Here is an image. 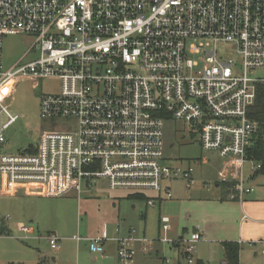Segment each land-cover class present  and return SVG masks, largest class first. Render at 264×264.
<instances>
[{
    "label": "built area",
    "instance_id": "built-area-1",
    "mask_svg": "<svg viewBox=\"0 0 264 264\" xmlns=\"http://www.w3.org/2000/svg\"><path fill=\"white\" fill-rule=\"evenodd\" d=\"M8 34L30 42L5 68ZM218 42L233 45L240 68L230 56H217ZM256 70H264V0H0V116L7 117L0 145L16 119L3 104L5 92L21 77L57 79L58 92L41 97L40 114L77 122L74 132L42 131L33 152L0 146V198L5 182L40 183L46 196L60 197L92 189L98 180L110 190L170 197L164 181L183 177L192 184L190 167L163 163V117L170 116L198 130L202 149L218 153V181L231 184L229 199H241L252 190L244 165L253 173L262 168L247 156L258 133L264 135L247 115L264 82ZM9 218L0 208V239ZM160 228V241L172 242L168 217H160ZM17 229L32 232L23 223ZM47 239L58 248L55 234ZM105 239L88 238L90 251L102 253ZM199 239L193 232L185 240L187 264H195ZM139 240L147 251L145 238H116L117 264H133Z\"/></svg>",
    "mask_w": 264,
    "mask_h": 264
},
{
    "label": "rangeland",
    "instance_id": "rangeland-1",
    "mask_svg": "<svg viewBox=\"0 0 264 264\" xmlns=\"http://www.w3.org/2000/svg\"><path fill=\"white\" fill-rule=\"evenodd\" d=\"M29 37L17 34H8L2 41V59L5 68L14 64V62L24 54L28 45ZM217 56L225 59L230 56L232 64L240 68L241 58L233 52V45L228 42H218L215 45ZM30 59L28 55L24 61ZM254 76L264 77V70H256ZM59 82L57 79L42 78L38 82H33L26 77L18 78L10 83L5 92L3 104L9 113L16 119L11 123L5 133L6 142L1 146L4 152L8 153H28L36 150L39 137L42 131H76L77 122L71 117H53L47 118L40 114L39 103L44 94L58 92ZM7 121L5 115L0 116V127ZM163 158L164 162L172 167H179L182 170L191 168L192 184L187 187L183 177H179L172 182L171 197L162 200L156 206H146L142 201L125 200V211L121 210L119 220L121 225L126 224L138 231H144L147 240L154 241L153 248L158 253L152 251L145 255H136L133 264H187L184 255L186 245L185 240L189 239L193 230L185 221L188 219L199 222L200 218L207 216L213 218L212 230L215 229L214 236H220L224 231L226 217L230 213V207L226 204L228 201L220 200L222 188H216L214 179L216 166L219 163V157L210 151L202 149L200 145V135L198 130L191 128L183 120H177L170 116L163 117ZM247 170V167H246ZM260 180L264 183V173H260ZM31 192L36 193L33 196L17 194L16 197L2 198L0 207L11 214L8 225L11 229V235L19 237L22 235L13 229L17 222L23 224H33L38 227L40 235L48 232H55L57 235L69 234L79 238L93 236L96 232H103V222L106 217L117 216V201L106 200L109 189L102 180H98L91 192H82L77 195L72 191L60 197H45L43 187L40 184L29 185ZM9 186L4 184V191L9 190ZM102 192L99 194L98 192ZM124 191V190H123ZM192 191V192H191ZM196 192L194 195H192ZM104 193V194H103ZM192 193V194H190ZM214 196H218L215 199ZM197 198L198 200L196 201ZM124 201V200H123ZM115 202V207H111ZM124 203V204H125ZM129 203V204H128ZM132 205H135L132 207ZM107 209V214L103 211ZM12 210V211H11ZM192 213L193 215H191ZM162 216L173 217L179 222H183V227L187 228L185 233L175 231L169 234L173 240L182 235L179 247L172 243L160 242L162 231L159 219ZM117 221V218L115 219ZM115 221V222H116ZM215 225V226H214ZM35 232V236L37 235ZM98 235H103V234ZM0 239V264H11V260H20L30 251L19 244L39 248L42 257L51 263L50 248L45 238H40L39 242L22 239L8 241L4 249H1ZM152 240V241H151ZM18 243V244H17ZM206 245L202 242L196 243L194 254L195 262L197 253H206ZM35 252L31 253L32 255ZM46 254V255H45ZM90 254L92 252L90 251ZM94 256V255H93ZM220 260V259H219ZM15 263L12 264H18ZM20 262V261H19ZM194 262V263H195ZM212 264H220L219 261H212Z\"/></svg>",
    "mask_w": 264,
    "mask_h": 264
},
{
    "label": "crops",
    "instance_id": "crops-1",
    "mask_svg": "<svg viewBox=\"0 0 264 264\" xmlns=\"http://www.w3.org/2000/svg\"><path fill=\"white\" fill-rule=\"evenodd\" d=\"M255 143V141H254ZM253 143V145H254ZM251 145L250 149L253 147ZM211 153L218 155L215 151H210ZM163 163L166 164V162L163 161ZM216 166V173H215V187L216 188H222V193H224V196L220 197V200L228 201L226 204L230 207V213L226 217V224L224 226V231H222V234L220 236H214L215 229L212 230L213 224L211 221L214 222V219L208 218L207 216L200 218L199 222H193L192 219L189 220L188 216H186L185 221H188L189 227L193 230V232L200 233V239L198 242H202L204 245H206V253H197L196 255V262L195 264H212V261H219L220 264H222L223 261V244L225 242H231L234 244H237L239 247L238 252V264H264V183L262 180H260L259 174L264 173V171L260 170L258 172L253 173L250 170L249 164L246 163L244 165V172H243V178L244 183L246 186H249L252 188V190L248 193H244L241 197V199H229L228 194L231 192L230 183H220L218 181L217 172L221 165V158L219 157V163ZM247 167V170H246ZM175 181V180H173ZM173 181H164L163 186H168L172 192V182ZM4 184L9 186V190L4 191ZM2 186V192H1V198H10V197H16V195L19 193L21 195H25L30 197L35 195L36 193L31 192L32 188L29 186L31 184H40V183H16L11 184L5 182ZM106 184V183H105ZM43 187V194L45 197H49L45 195V187L43 184H40ZM92 189H86L83 188L81 191L83 192H91ZM76 193L79 195L81 193ZM98 192V191H96ZM192 192V191H191ZM99 194H102V192H98ZM196 192H194L192 195H194ZM104 194V193H103ZM131 195H137V196H131ZM106 200H114L117 201V216L114 218V216L106 217V221L103 222L102 228L103 232H96L93 236H88L85 238H80L79 240L74 239V235L69 234H62L57 235L55 232L51 233L48 232L45 235H40L38 232V227H35L33 224L28 222L29 224H25L29 226L32 230V232L24 236L18 229L17 224L22 222H17L13 229L17 231L18 233H21L19 237H14L11 235V229L8 225V220L11 219V214L9 212H6L1 208V212L3 214H8L10 218L3 222V230L4 234L2 236L1 240V249H4L6 245L8 244V241L14 240V239H22V240H33L36 242H39L40 238H45L48 242L47 236L50 234H55L58 237V248L57 249H51L50 255H51V263L47 264H117V243L116 238L124 237L128 235H134L137 238H146L144 231H138L135 228H132L126 224L121 225L119 220V215L121 210L125 211V200L129 201H142L145 203L146 206H156V204H159L162 200L168 199L170 197H165L164 192L161 191L160 193H155L153 191H147L145 193H132L130 191H123L121 189H115L110 190L109 194L107 195ZM215 199H218V196H214ZM152 200L153 204L149 205L148 200ZM196 201L198 200L195 198ZM124 200V201H123ZM125 203V204H124ZM129 204V203H128ZM135 205H132L134 207ZM115 207V202H113L112 206L110 208ZM12 211V210H11ZM107 214L108 210L103 208V211ZM193 215L192 213H190ZM167 217V216H166ZM117 218V221L115 220ZM169 223H170V230L167 233V236L169 237V234L175 231H180L181 227V234L185 233L187 231L186 227H183V222L177 221V219L173 217H168ZM116 221V222H115ZM160 225V219L159 224ZM215 226V225H214ZM35 232L37 235L35 236ZM192 232V233H193ZM105 234L106 239L103 242V252L102 253H94L92 252L90 254L89 249V241L88 238L97 236L98 234ZM191 233V234H192ZM191 236V235H190ZM170 238V237H169ZM178 240H172V243L174 246L179 247L180 245V239L182 238V235L177 236ZM190 238V237H189ZM152 241V240H151ZM160 241V240H159ZM162 242V241H160ZM152 241L150 244H148V250L144 251L142 248L145 246V243L143 241H138L136 243V251L134 257L137 255H145L152 251H155L158 253L157 250H154ZM18 244V243H17ZM20 246L28 249L30 253L27 255L28 257H24V259H18V260H11V264L15 263L14 261H18L16 263L18 264H44L48 260L45 257H42V253L39 248L32 247L29 245H26L22 242V245ZM49 245V242H48ZM35 252V255H32L31 253ZM46 255V254H45ZM181 255L183 253L181 252ZM220 259V260H219ZM20 261V262H19ZM174 264H177L176 262Z\"/></svg>",
    "mask_w": 264,
    "mask_h": 264
},
{
    "label": "trees",
    "instance_id": "trees-1",
    "mask_svg": "<svg viewBox=\"0 0 264 264\" xmlns=\"http://www.w3.org/2000/svg\"><path fill=\"white\" fill-rule=\"evenodd\" d=\"M247 115L251 120L258 122L261 129H264V82L257 84L254 102L248 108ZM247 156L260 162L262 164L261 170L264 171V135L261 132L256 136L255 143ZM238 252L239 247L237 244L225 242L223 244L222 264H238Z\"/></svg>",
    "mask_w": 264,
    "mask_h": 264
}]
</instances>
